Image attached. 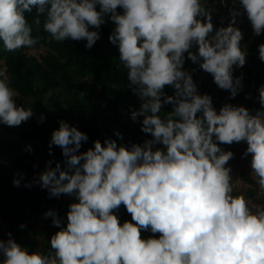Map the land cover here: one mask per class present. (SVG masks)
<instances>
[{
  "label": "clouds",
  "instance_id": "1",
  "mask_svg": "<svg viewBox=\"0 0 264 264\" xmlns=\"http://www.w3.org/2000/svg\"><path fill=\"white\" fill-rule=\"evenodd\" d=\"M239 5L230 10L229 24L214 30L202 0H0V41L9 52L38 43L25 16L33 7L46 17L43 28L53 40H83L88 49L111 21L108 39L140 100L131 119L142 118L141 131L151 136L130 147L96 140L80 152L87 134L59 121L49 147L62 149L67 167L53 168L49 160L34 182L50 197L63 194L76 202L68 206L66 226L55 210L45 213L59 229L50 254L29 251L9 232L0 239V264H264V207L233 194L226 165L234 154L219 147L246 142L243 155H251V173L264 190V110L253 115L225 103L217 111L183 67L187 54L230 98L238 95L243 77H234L233 68L245 65L247 51L237 17L246 15L260 36L264 0ZM258 53L264 61V43ZM15 96L0 79V124L15 127L33 117L32 107L17 104ZM259 103L264 108V86ZM165 105L172 109L162 116ZM20 183L14 178V186ZM121 205L131 216L122 224L116 214ZM142 231L153 235L145 239Z\"/></svg>",
  "mask_w": 264,
  "mask_h": 264
},
{
  "label": "trees",
  "instance_id": "2",
  "mask_svg": "<svg viewBox=\"0 0 264 264\" xmlns=\"http://www.w3.org/2000/svg\"><path fill=\"white\" fill-rule=\"evenodd\" d=\"M211 2L214 30L227 26L230 10L240 7L239 0ZM25 16L38 43L32 48L9 52L0 41V72L4 73L0 79L6 78L15 90L17 104L32 107L34 112L32 118L19 126L0 124V239L7 240L11 232L12 238L29 251L50 254L49 241L59 229L45 213L55 210L65 225L68 206L76 202L63 194L50 197L46 189L34 182L49 160L53 168L56 163L62 170L67 167L62 149L55 145L49 147L59 121L64 120L87 134L89 139L82 142L80 152L93 147L96 140L103 143L111 138L130 147L133 143L143 144L151 136L141 131L142 118L131 119V111L139 109L140 100L128 86L127 70L119 62L118 47L108 39L114 27L111 21L100 27V39L88 49L83 40H53L43 28L46 17L38 15L35 7ZM236 26L243 33L241 47L247 51L245 65L233 68L234 77H243V88L236 97L230 98V93L218 88L213 78L203 77L202 69L188 60L187 54L183 67L192 74L198 92L212 97L217 111L223 104L231 103L255 115L258 110H264L259 103V88L264 86V61L259 59L258 53V46L264 43V33L254 35L246 15L237 17ZM41 48L45 53L39 57L29 53ZM165 93L173 95L174 89L166 86ZM171 109V105H165L161 115ZM116 132L123 138H118ZM241 142L219 144V147L234 154ZM28 146L31 152L27 151ZM14 178L21 180L18 187L13 184ZM116 214L121 224L131 221L123 205ZM149 232L142 231V237L152 236Z\"/></svg>",
  "mask_w": 264,
  "mask_h": 264
},
{
  "label": "rangeland",
  "instance_id": "3",
  "mask_svg": "<svg viewBox=\"0 0 264 264\" xmlns=\"http://www.w3.org/2000/svg\"><path fill=\"white\" fill-rule=\"evenodd\" d=\"M203 3H206V7L208 9L211 8L212 2L211 0H202ZM240 6V5H239ZM196 51V47L195 50ZM31 55L39 57L40 55L45 53V49H32L29 52ZM202 75L205 78H213L210 74L204 72L202 70ZM247 144L242 141L239 149L234 153L233 158H231L226 167L231 168V176H232V184L234 195H243L245 199L248 201L249 205H256L260 207H264V190H261L256 179L251 173L250 161L251 155L249 154L245 157L243 154L246 151ZM67 212L65 216V225L67 223ZM150 233V232H149ZM158 237V236H157Z\"/></svg>",
  "mask_w": 264,
  "mask_h": 264
}]
</instances>
